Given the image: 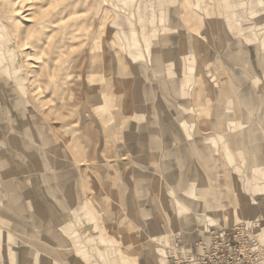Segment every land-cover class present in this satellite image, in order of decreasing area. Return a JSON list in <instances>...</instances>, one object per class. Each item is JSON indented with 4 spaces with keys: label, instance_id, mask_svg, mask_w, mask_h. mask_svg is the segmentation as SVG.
Wrapping results in <instances>:
<instances>
[{
    "label": "rangeland",
    "instance_id": "rangeland-1",
    "mask_svg": "<svg viewBox=\"0 0 264 264\" xmlns=\"http://www.w3.org/2000/svg\"><path fill=\"white\" fill-rule=\"evenodd\" d=\"M30 8L33 11L30 12ZM29 13L38 18V24L36 20L26 22ZM45 24L46 31H40ZM123 61H131V65L125 66ZM206 75L209 85L204 82ZM1 77L8 82L0 84L5 103L9 105L12 96H19V122L25 121L20 125L33 119L36 125L47 126L44 138L41 136L49 146L36 149L40 155H72L66 144L60 145L59 141L87 134L73 127L81 126L83 116L85 125L93 127L100 143L104 138L110 140V133L104 129L107 119L116 122L118 127L129 119L124 116L127 111L120 106L123 100L137 104V109H132L131 113L142 108L147 114V119L144 116L143 120L150 123L149 146L155 143L157 146L159 140H167L168 145L172 140H179L178 155L188 160L190 146L181 143L184 133H178L176 125L181 123L187 137L197 138L191 146L195 158L190 161L194 163L182 164L184 169H180L183 179L195 178L185 188L181 187L180 194L170 183L167 185L186 212L180 216V222L174 221L175 226L161 228L158 233L148 229L147 235L153 239L152 247L158 248L159 257L148 261L143 258L142 264H182L201 254L213 235L222 238L245 222L259 224L256 236L264 252L262 199L258 200L260 210L256 205L250 207V203H245L231 212L230 209L237 206L236 198L228 194L225 206L229 210H225L220 201L217 202L221 210L213 205L212 208L203 195L221 190L220 184L221 187L222 184L231 186L232 179L214 159L212 165L204 164V149L199 141L210 138L215 145H220L228 139L243 144L248 140L258 145L256 149L249 148L254 161L258 156L260 162H264V0H0ZM128 90L137 95L136 100L128 95ZM45 96L52 108L62 111L53 110L50 119L38 116ZM194 100L209 102L213 109H229L232 114L240 109L243 127H249V132L234 133V126L229 128L228 137L217 131H189L184 115L191 114L195 124L200 114L205 116L204 110L199 112L193 107ZM109 103H112L110 109ZM7 111L5 123L14 133L13 126L18 124V119L12 115V109L7 107ZM66 119L67 128L61 132V122L66 125ZM152 124H157L162 132ZM255 125L261 131L254 130ZM164 126L169 130H164ZM120 138L117 136V143ZM1 144L0 163L6 160L9 163L17 151L6 146V137ZM122 148L119 147L121 153ZM171 148L156 152L167 155ZM98 149L99 153L95 149L94 154H104L105 149ZM137 150L132 146L127 153L137 155ZM113 153L111 149L108 151V155ZM239 158L242 170L235 162L229 166L244 174L241 181L248 186L251 177L246 170L245 151ZM161 166L135 164L133 169L162 172ZM171 168L166 169L168 173L172 172ZM261 171L257 170V175ZM221 176L225 179L221 180ZM204 180L209 182L207 186L203 185ZM12 186L11 180H0V254L12 251L14 237L18 241V228L15 233L12 231ZM20 190L23 192L16 196V201L28 203L27 185L21 184ZM253 208L256 209L252 211ZM15 214L17 216V210ZM85 215L88 219L99 218L95 212H85ZM165 217L170 224V213L165 212ZM14 245L17 249L18 242ZM22 246L27 245L23 242ZM147 255H151L150 245ZM139 263V259H130L123 264Z\"/></svg>",
    "mask_w": 264,
    "mask_h": 264
},
{
    "label": "crops",
    "instance_id": "crops-1",
    "mask_svg": "<svg viewBox=\"0 0 264 264\" xmlns=\"http://www.w3.org/2000/svg\"><path fill=\"white\" fill-rule=\"evenodd\" d=\"M123 62L125 66L131 65V61ZM5 81L2 77L0 78V84H4ZM204 82L210 84L207 75L204 77ZM128 93L136 100L137 95L132 90ZM233 96L236 97L235 94ZM192 97H195V93ZM3 98L0 94V146L6 137V146L8 148L12 146V149L17 152L15 158L13 157L14 159L9 163L7 160L0 163L4 164L3 167L0 166V180H11L13 184L12 231L15 233V229L18 228V241L14 237L12 251L0 254V264H123L130 259H139V264H142L144 259L145 261L158 260V248L152 247L153 239L147 235V232L148 229L152 231L155 229V233H158L161 228L175 226V222H180V216L186 212L177 204L167 185L170 183L171 187L180 194L181 187L185 188L195 178L183 179L180 169H184L185 164L194 163L190 161L195 158V151L191 146L195 145L197 138L187 137L181 123L176 125V131L184 133L181 136V143L190 146L187 157L189 161L180 159L178 155L179 140L176 142L171 139V145H168L167 140L165 142L159 140L161 146L159 142L157 146V143L154 144L155 146H149L150 123L143 120L144 116L147 119V114L145 115L142 108L138 110L139 112L134 110L131 113L132 109H137V104L123 100L120 106L127 111L124 116L129 119L119 127L116 122L107 119L109 121L104 129L110 133V140L104 138L100 143L93 127L89 124L85 125V116H83L81 126L73 127L75 131L80 130L81 133L87 134L79 136L77 134L74 140L61 138L59 141L60 145L66 144V148L73 152L72 155H40L41 153L36 149L49 146L47 140H42L46 130L44 128L47 126L43 128L36 125L32 122L33 119L24 126L20 125L25 124V121L19 122L20 114L17 111L20 107L19 96H12L9 105ZM211 100L208 98V101ZM42 103L43 107L38 109L40 112L38 116L50 119L49 116L53 114V110L59 111V108H52L46 96ZM111 105L112 103H109V109ZM7 107L12 109V115L18 119V124L13 126L14 133H11L9 125L5 123V113L8 115ZM193 107H197L199 112L204 110L205 116L200 114L199 121L195 124L191 114L184 115L189 131L193 130L195 133L217 131L228 137L229 128L234 126V133L242 135L244 131L249 132V127L246 129L243 127V113L240 109H235V113L232 114L229 113V109H213L209 102L196 103L195 100ZM28 115L31 116L30 113ZM213 115L214 119H212ZM135 117L137 119H133ZM67 120L66 125L61 122V132L63 128H67ZM76 121L80 122L79 119ZM184 123H182L183 126ZM100 125L103 126V122H100ZM152 125L157 126L161 131L157 124ZM255 126L254 130L261 131L258 125ZM163 129L168 131L169 127L164 126ZM171 130L175 132L173 127ZM51 131L50 128L49 132ZM119 135L121 138L117 143L116 139ZM209 140L210 138L199 140L200 147L204 149V164L212 165V159L220 163L222 169L232 179L233 187L222 184V188L220 184L221 190L216 193L209 191V195L207 193L203 197L209 199L210 206L213 205L221 210L222 207L219 204L222 202L225 206L228 194L230 196L232 194L236 198L237 206L230 209L231 212L243 207L245 203H250V207L256 205L260 210L258 200L262 199L264 203V178L260 175L264 173V162H260L258 156L254 161L252 151L249 150V148H258V145H252L248 140H246L247 144L233 143L229 139L223 143L220 142V145H215L212 140ZM96 143H99V146ZM121 146L122 153L119 152ZM132 146L135 150L138 149L136 152L138 154L129 156L127 149ZM165 147H172L169 150L170 154L158 155L156 151ZM98 148L105 149L103 150L105 155L94 154L97 150L99 153ZM110 149L114 153L108 155ZM244 151L248 157L246 170L251 177L248 186L241 181V176L244 174L238 173L229 166L230 163L235 162L242 170L243 164L239 156L244 155ZM151 163L157 164L158 168L162 165L161 169L164 173L161 171L149 173L133 169L135 164L149 165ZM169 167H172L170 173L166 170ZM257 170H262V173L257 175ZM243 171L245 172V169ZM223 179H225L224 176H221V180ZM21 184L27 185L28 203L16 201V196L23 192L20 190ZM208 184L209 182L204 180L203 185ZM89 201H92V204ZM255 209L253 208L252 211ZM16 210L19 214V216L17 214L18 221H16ZM225 210L229 208L225 206ZM85 212H95L99 218L88 219ZM165 212L171 215L170 224L167 222ZM15 242H18L17 249ZM23 242L27 246L21 247ZM149 245L151 255H147Z\"/></svg>",
    "mask_w": 264,
    "mask_h": 264
},
{
    "label": "built area",
    "instance_id": "built-area-1",
    "mask_svg": "<svg viewBox=\"0 0 264 264\" xmlns=\"http://www.w3.org/2000/svg\"><path fill=\"white\" fill-rule=\"evenodd\" d=\"M258 225L257 222H245L222 238L213 235L201 254L182 264H264L263 248L256 236Z\"/></svg>",
    "mask_w": 264,
    "mask_h": 264
},
{
    "label": "bare ground",
    "instance_id": "bare-ground-1",
    "mask_svg": "<svg viewBox=\"0 0 264 264\" xmlns=\"http://www.w3.org/2000/svg\"><path fill=\"white\" fill-rule=\"evenodd\" d=\"M29 10H30V12L33 11L32 8H30ZM30 14H31V13H29V14L27 15L26 22H27V21H28V22H34L35 20L37 21L38 18L32 17ZM36 24H38V21H37ZM45 27H46V24L44 25V27H43L40 31H44V28H45Z\"/></svg>",
    "mask_w": 264,
    "mask_h": 264
}]
</instances>
